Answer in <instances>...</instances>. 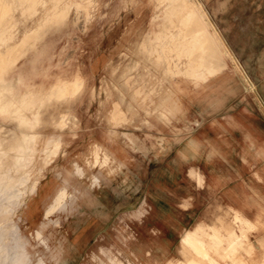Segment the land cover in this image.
I'll return each instance as SVG.
<instances>
[{"label": "rangeland", "instance_id": "374dc122", "mask_svg": "<svg viewBox=\"0 0 264 264\" xmlns=\"http://www.w3.org/2000/svg\"><path fill=\"white\" fill-rule=\"evenodd\" d=\"M67 1L71 5L68 13L66 9L57 10ZM197 1L201 2L220 33L229 28L236 41L241 38L248 40L246 59L248 69H251L248 72L249 82H254L249 83L245 92H235L229 104L214 112L213 117L226 115L232 111V106L240 103L245 106V115L252 129L264 135V0ZM14 3L39 8L22 11L36 17L22 19V27L39 24L42 13L48 12V9L55 8L52 12L60 17L45 27L39 41L48 43V55L44 57H50L45 61L47 64H39L41 73L48 72V67H59L58 63L63 61L68 64L74 62L81 74L85 65V32L92 39V45L87 47L91 54L95 46L98 48L101 35L114 34L118 26L121 34L128 39L123 42L126 48L120 62L123 67L117 73L115 58L109 60L107 78L103 74L101 86L99 73L92 72L91 96L86 95V99L79 90L68 94L78 89V79L73 91L68 90L70 85H65L68 83L65 80L58 82L60 85L54 84L55 88L52 86L54 89L45 94L36 92L33 87L36 106L24 105L22 108V113L32 117L33 124L30 126L22 125L13 117L15 112L17 116L20 114L19 102L12 106H0V264H131L130 249L110 248V244L100 249V245L106 241H117L126 246L134 238L135 226H140L141 230L147 227L148 222L143 221L144 218H135L129 213L132 207L145 211L150 208L146 196H215L207 182L216 188L217 196H222L225 182H220L217 173H223V169L206 170L197 166L207 167L218 159L228 161L230 157L231 161L238 163L235 169L245 180L243 196H264V176L258 173V162L251 156L245 157L246 154L264 152L214 153L209 151L211 147L205 146L206 142H200L197 148L209 150L176 153L164 149L172 148L169 144L173 145L177 138H167V146L160 141L157 147L152 142L154 138L141 137L146 146L134 148L139 150L133 155L126 154L133 163V173L100 151V146L95 145L99 129L89 128L83 123L84 115L93 119L100 118L102 113L105 124L111 126L114 134H123L117 131L119 126L131 125L120 115V121L116 119L114 100L117 78L124 88L125 101L126 96L134 97L141 108L153 105L157 93L166 92L168 79L171 78L167 69L168 60L158 58L157 52H152V44L157 46V41L152 42L151 37L152 30L163 26L167 3H160L159 0H0V7L6 6L5 10L0 8V18L14 17L11 9ZM148 30L152 34L149 40L146 39ZM108 42L115 41L109 39ZM87 53L90 54V51ZM88 59L92 64L99 63L98 56L92 55ZM10 71L6 74L7 78ZM240 75L243 73L240 72ZM240 75L236 73L237 84H242ZM39 89L42 90V85ZM84 100L89 103L84 104ZM119 112L126 119L125 114ZM144 115L146 113L137 116L135 122L140 119V125L147 124ZM23 130L35 132V136L27 140V148L23 144L19 152L13 155L6 153L5 147H16L12 146V140L19 138L23 141ZM123 140L125 144L132 143L126 136ZM156 148L158 150L153 151ZM176 165H182L176 169L181 172V177L174 173ZM100 175L104 179L108 176L109 183L106 188L102 179L105 188L102 192ZM102 193L123 196L121 214L100 215L105 208L100 199ZM106 224L108 233L102 232L106 230ZM53 229L56 231L53 232Z\"/></svg>", "mask_w": 264, "mask_h": 264}, {"label": "crops", "instance_id": "0c3cea01", "mask_svg": "<svg viewBox=\"0 0 264 264\" xmlns=\"http://www.w3.org/2000/svg\"><path fill=\"white\" fill-rule=\"evenodd\" d=\"M159 2L167 3L163 16L165 21H163L162 27L152 30V37L149 29L146 39L149 40L151 37L152 42L157 41V46L161 50L153 43L152 52L155 51L159 58L165 57L168 60L167 69L168 71L171 69V72L169 71L171 78L168 79L166 92L157 93L153 101L154 104H147L143 106V109L140 102L138 104V101L133 99L134 97L126 96L125 101L124 88L117 78L114 100L116 119L120 121V115L121 119L129 121L131 125L119 126L117 131L123 134L118 132L114 134L111 131V126L105 124L102 113L100 118L93 119L84 115L82 120L86 126L95 128V130L99 129V133L95 135V138L98 139L95 145L100 146V151H104L115 159L118 165H125L132 171L133 163L126 154L133 155L139 150L134 148L146 146L141 137H149L151 140L154 138L152 142L157 147L160 141L165 144L167 138H177L173 145L169 144L172 148L164 149L176 153L209 150L197 148L200 142H206L205 146L211 147L209 151L214 153L264 152V135L254 128L252 129L250 120L245 115L244 105L242 107L240 103H236L237 105L232 106L231 112L224 116L213 117L214 112L229 104L235 92L238 90L245 92L249 83H254L253 80L249 82L250 74L248 72H251V69H248L246 59L248 40L241 38L238 41H243V43L236 41L229 28L222 30L221 35L201 2L197 0H159ZM70 7V2L67 1V4L57 10L66 8L68 13ZM0 8L5 10L6 6L3 5ZM11 9H13L14 17L0 18V100H3L0 106H12L19 102L20 114L17 116L15 112L13 117L17 118L22 125L33 124L32 117L26 112L22 113L24 105L33 108L37 104L33 87L37 89L36 92L42 91V94H45L53 89L52 86L54 87L55 83L65 80L70 85L69 89L73 91V88L76 87L75 81L78 79L80 82L78 89L68 94H74L79 90L80 93H84L83 96L86 99V95L91 96L92 72L99 73L101 86L103 74L107 78L108 63L113 58H115V72L118 73V70L123 67V64H120L126 50L123 42L128 38H125L123 33L121 34L118 26L114 34L104 33L103 36L101 35L100 44L98 48L94 47L92 54L91 50L87 49L88 45H92V39L85 32V65L81 74L74 62L68 64L63 61L58 63L59 67L54 66L51 69L48 67V72L41 73L39 64L50 60V57H44L47 54L48 43L42 44L39 41L42 39L45 27L60 17L56 16L57 13L52 12L55 8L48 9L46 10L48 12L42 13L39 24L22 27L20 25L22 19H36L35 15L22 11L39 8L14 3ZM198 34L200 36L197 37ZM214 34L216 35L213 36ZM109 39L115 42L110 44ZM134 39L132 38V40ZM193 39H197V42ZM129 40L131 39L129 38ZM200 42L203 43L204 48L206 46L205 49L201 50L203 45ZM222 48L225 49L222 50ZM148 49L150 51V46ZM203 49L206 50L205 54H203ZM88 50L90 54L87 53ZM184 51L185 54H183ZM186 53L189 54V57ZM206 54L210 56L206 66H200L198 59L208 56ZM92 55L98 56V64H92L88 59ZM197 55L199 56L197 57ZM214 68L220 71L215 74L216 77L210 75L212 72L210 70ZM205 70H209L210 73ZM9 71L10 76L7 78L6 74ZM192 71L195 72V75ZM240 72L243 75H240ZM236 73H239L242 84L236 83ZM203 77L206 78L203 80ZM40 85H42V90L39 89ZM19 89L24 92L21 93ZM97 90L96 85L95 97ZM68 94L62 97H66ZM100 96H103L102 88ZM83 103L88 104L89 102L84 100ZM119 111L125 114L126 119L123 118V115L118 114ZM141 113H146L143 117L147 124H142L143 126L139 124L140 119L137 120V123L135 122ZM22 134L23 141L19 138L12 140V146L16 147L7 148L4 146L6 153L13 155L19 152L18 149L23 147V144L24 148H27L25 145L27 140L35 136V132L25 130L22 131ZM120 136L121 138H119ZM124 136L129 138L132 142L131 145L124 143ZM186 138H190V140H186ZM59 140L61 141V138ZM139 140L142 142L140 143ZM165 146L167 145L165 144ZM157 150L158 148L153 151ZM250 156L258 162V173L264 176V154H246L245 157ZM197 166L206 170L223 169V173H217V176L221 178L220 182H225L222 196H217L216 188L209 182H207V186L215 192V196H146L145 200L149 203L150 208L145 211L139 207H132L129 213L131 212L130 215L135 218H144L143 221L148 222L147 227L141 230L140 226H135L134 238L131 243H126V246H121L117 241H106L99 248L102 249L104 246L107 248L110 244L112 245L110 248L130 249V256L134 262L131 264H264V196H243L245 180L243 181L235 169L238 163L234 160L231 161L230 157H228V161L219 159L217 162L212 161L207 167ZM181 167L182 165H176L173 168L178 177H181V172L176 169ZM133 173L135 172L133 171ZM103 177L100 175L101 192L102 189H105L102 185ZM104 180L103 184H106L107 188L108 176ZM102 194L100 199L105 208L100 215L105 217L121 214L120 207L123 196ZM114 199L115 203H113ZM118 201L120 202L118 203ZM126 215L128 216V214ZM132 223L135 225L134 221ZM105 226L106 230L102 231L101 229V231L108 233L107 224ZM55 229L53 232L56 231ZM248 234L249 237H246Z\"/></svg>", "mask_w": 264, "mask_h": 264}, {"label": "bare ground", "instance_id": "6f19581e", "mask_svg": "<svg viewBox=\"0 0 264 264\" xmlns=\"http://www.w3.org/2000/svg\"><path fill=\"white\" fill-rule=\"evenodd\" d=\"M65 9H66V8H65ZM62 10H63V9H62ZM199 12H200V11H199ZM174 13H175V12H174ZM53 15H55V14H53ZM55 17H56V16H55ZM205 18H206V17H205ZM182 28H183V27H182ZM182 28H181V29H182ZM173 29H174V28H173ZM186 30H187V29H186ZM188 31H190V30L188 29ZM204 31H205V30H204ZM215 31H216V30H215ZM197 32H199V31H197ZM179 33H180V32H179ZM216 33H217V32H216ZM177 34H178V33H177ZM187 34H188V33H187ZM156 35H157V33H156ZM188 35H189V34H188ZM215 35H216V34H214L213 36H215ZM160 36H161V35H160ZM198 36H200V35L198 34L197 37H198ZM201 36H202V35H201ZM156 37H159V36H156ZM192 37H193V36H192ZM192 37H191V38H192ZM195 37H196V35H195ZM217 37H218V36H217ZM159 38H160V37H159ZM215 38H216V37H215ZM197 39H198V38H197ZM197 39H196V40H197ZM201 39H202V38H201ZM193 40H195V39H193ZM196 40H195V41H196ZM202 40H203V39H202ZM207 40H208V38H207ZM216 40H217V39H216ZM173 41H174V40H173ZM191 41H192V40H191ZM195 41H194V42H195ZM178 42H179V41H178ZM194 42H193V43H194ZM196 42H197V41H196ZM172 43H173V42H172ZM179 43H180V42H179ZM200 43H202V42H200ZM208 43H209V42H208ZM217 43H218V42H217ZM187 44H188V43H187ZM190 44H191V42H190ZM195 44H196V43H195ZM219 44H220V43H219ZM157 45H158V44H157ZM184 45H185V44H184ZM192 45H193V44H192ZM196 45H198V44H196ZM200 45H201V44H200ZM202 45H203V43H202ZM181 46H182V45H181ZM185 46H186V45H185ZM188 46H189V45H188ZM193 46H194V45H193ZM178 47H179V46H178ZM186 47H187V46H186ZM189 47H190V46H189ZM195 47H196V46H195ZM220 47H221V45H220ZM154 48H155V47H154ZM163 48H164V47H163ZM168 48H169V47H168ZM171 48H172V47H171ZM183 48H184V47H183ZM202 48H204V45H203V47H201V50H202ZM212 48H213V47H212ZM172 49H173V48H172ZM187 49H188V48H187ZM191 49H194V48H191ZM199 49H200V48H199ZM204 49H205V48H204ZM204 49H203V50H204ZM224 49H225V48H222V50H224ZM175 50H176V49H175ZM196 50H197V48H196ZM196 50H195V51H196ZM201 50H200V51H201ZM217 50H218V49H217ZM204 51H206V50H204ZM188 52H189V50L187 51V53H188ZM192 52H194V51H192ZM192 52H190V53H192ZM197 52H198V51H197ZM202 52H203V51H202ZM187 53H186V54H187ZM204 53H206V52H204ZM204 53H203V54H204ZM215 53H216V52H215ZM222 53H223V52H222ZM183 54H185V51H184ZM193 54H195V53H193ZM193 54H192V55H193ZM200 54H201V53H200ZM208 54H210V53H208ZM208 54H206V55H208ZM226 54H227V53H226ZM187 55H188L187 57H189V54H187ZM190 55H191V54H190ZM198 56H199V55H197V57H198ZM201 56H202V55H201ZM2 57H3V56H2ZM18 57H19V56H18ZM166 57H167V56H166ZM209 57H210V56H209ZM209 57H208V58H209ZM4 58H5V57H4ZM158 58H159V57H158ZM176 58H177V57H176ZM206 58H207V56H206V57L203 56V57H201V58H199V59L197 58V59L199 60V62H200V66H206V65H205V64L207 63L206 60H208V58H207V59H206ZM215 58H217V57H215ZM171 60H172V59H171ZM219 60H220V59H219ZM222 60H223V59H222ZM176 61H177V59H176ZM179 61H180V60H179ZM183 61H184V60H183ZM193 61H194V60H193ZM180 62H181V61H180ZM3 63H4V62H3ZM13 63H14V62H13ZM170 63H171V62H170ZM181 63L183 64V62H181ZM220 63H221V62H220ZM4 64H5V63H4ZM179 64H180V63H179ZM184 64H185V63H184ZM187 64H189V63H187ZM227 64H228V63H227ZM171 65H172V64H171ZM177 65H178V64H177ZM180 65H181V64H180ZM207 65H208V64H207ZM172 66H173V65H172ZM184 66H185V65H184ZM186 67H187V66H186ZM174 68H175V67H174ZM191 68H192V67H191ZM203 68H204V67H203ZM170 70H171V69H170ZM170 70H169V71H170ZM222 70H223V69H222ZM172 71H173V70H172ZM175 71H177V70H175ZM185 71H186V70H185ZM197 71H198V70H197ZM205 71H209V70H205ZM205 71H204V73H205ZM210 71H212V72L210 73ZM210 71H209L210 75H215V74H217V72H220L219 70H216V69H215V70L212 69V70H210ZM170 72H171V71H170ZM177 72H178V71H177ZM192 72H194V71H192ZM198 72H199V71H198ZM198 72H196V73H198ZM181 73H182V72H181ZM202 73H203V72H202ZM175 74H176V72H175ZM199 74H200V73H199ZM205 74H206V73H205ZM220 74H221V73H220ZM176 75H178V74H176ZM183 75H184V74H183ZM185 75H186V74H185ZM190 75H191V74H190ZM194 75H195V72H194ZM203 75H204V74H203ZM223 75H224V74H223ZM199 77H200V75H199ZM199 77H198V78H199ZM207 77H208V75H207ZM215 77H216V75H215ZM183 78H184V77H183ZM186 78H187V75H186ZM191 78H192V75H191ZM193 78H194V77H193ZM205 78H206V77H203V80H204ZM199 79H200V78H199ZM200 80H202V79H200ZM60 82H61V81H60ZM60 82H59V83H60ZM59 83H55V84L60 85ZM62 83H63V82H62ZM65 83H66V82H65ZM184 83H185V82H184ZM194 83H195V82H194ZM63 84H64V83H63ZM70 84H71V83H70ZM65 85H67V83H66ZM68 85H69V84H68ZM186 85H187V84H186ZM63 86H64V85H63ZM182 86H183V85H182ZM54 87H55V86H54ZM10 88H11V87H10ZM60 88H61V86H60ZM67 88H68V87H67ZM67 88H66V89H67ZM77 88H78V87H77ZM205 88H206V87H205ZM53 89H54V88H53ZM68 89H69V88H68ZM74 89H75V88H74ZM19 90H21V89H19ZM21 91H22V90H21ZM21 91H20V92H21ZM61 91H62V89H61ZM63 92H64V91H63ZM66 92H67V91H66ZM13 94H14V93H13ZM26 140H27V139H26ZM25 142H26V141H25ZM50 143H51V142H50ZM58 144H59V143H57V145H58ZM55 146H56V145H55ZM57 147H58V146H57ZM54 148H55V147H54ZM20 150H21V149H20ZM29 151H30V150H29ZM54 151H55V150H54ZM30 153H31V152H30ZM49 153H50V152H49ZM105 158H106V157H105ZM48 159H49V158H48ZM20 160H21V159H20ZM20 160H19V161H20ZM30 162H31V161H30ZM18 164H19V162H18ZM110 167H111V166H110ZM112 172H113V171H112ZM26 175H27V174H26ZM24 183H25V182H24ZM22 184H23V183H22ZM9 185H10V184H9ZM20 185H21V184H20ZM59 193H60L61 195H62V194L64 195V192L59 191ZM10 194H11V193H10ZM4 196H5V195H4ZM3 198H4V197H3ZM1 200H2V199H1ZM2 201H3V200H2ZM2 201H1V202H2ZM4 213H5V212H4ZM0 248H1V247H0ZM7 264H8V263H7Z\"/></svg>", "mask_w": 264, "mask_h": 264}]
</instances>
